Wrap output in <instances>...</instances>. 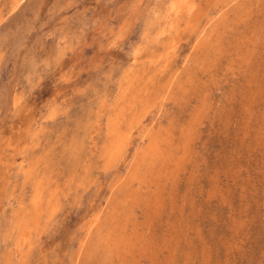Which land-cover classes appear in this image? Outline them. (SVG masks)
Returning <instances> with one entry per match:
<instances>
[{"label": "rangeland", "instance_id": "obj_1", "mask_svg": "<svg viewBox=\"0 0 264 264\" xmlns=\"http://www.w3.org/2000/svg\"><path fill=\"white\" fill-rule=\"evenodd\" d=\"M0 264H264V0H0Z\"/></svg>", "mask_w": 264, "mask_h": 264}, {"label": "bare ground", "instance_id": "obj_2", "mask_svg": "<svg viewBox=\"0 0 264 264\" xmlns=\"http://www.w3.org/2000/svg\"><path fill=\"white\" fill-rule=\"evenodd\" d=\"M111 120V119H110ZM34 202V201H33Z\"/></svg>", "mask_w": 264, "mask_h": 264}]
</instances>
